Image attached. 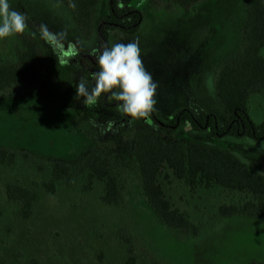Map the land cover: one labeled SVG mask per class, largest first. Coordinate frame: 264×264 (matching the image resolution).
<instances>
[{
	"label": "rangeland",
	"instance_id": "1",
	"mask_svg": "<svg viewBox=\"0 0 264 264\" xmlns=\"http://www.w3.org/2000/svg\"><path fill=\"white\" fill-rule=\"evenodd\" d=\"M109 0L95 10L90 38L80 31L73 13L55 0H9L12 8L28 16L23 35L34 39L45 57V71L36 84L0 95V148L23 151L41 163L75 166L99 152L111 159L121 181L123 202H102L103 185L84 192L86 180L76 187L58 184L54 194L42 185L50 178L31 164L19 161L0 172V264H264V219L246 216L219 217L222 205L244 199L218 186L190 189L169 169L159 182L173 210L187 215L200 231L186 235L160 222L143 192L134 139L154 121L164 126L185 109L216 117L225 112L216 98L219 69L240 46L244 12L238 0H197L187 6L173 0H132L141 14L135 34L113 29L107 43L98 25L109 16ZM43 23L53 32L66 31L69 40L83 41L80 54L60 64L53 49L39 34ZM35 33V35H33ZM138 41L144 66L158 84L155 120L121 123L118 105L106 106L102 98L94 107L76 99L80 77L92 87L84 63L95 57L91 48ZM19 35L0 40V62L16 59ZM260 55L264 57V47ZM115 101L110 97V102ZM118 102V101H115ZM249 116L255 125L264 121V94L249 99ZM111 122V129L109 123ZM151 130V129H150ZM154 132L160 133L159 128ZM162 140L196 143L219 148L236 156L251 171L264 177V140L214 137L208 132L180 126ZM167 176V178H166ZM39 194L30 218L21 215L22 205L9 202L6 186L17 184ZM131 243L129 253L126 243Z\"/></svg>",
	"mask_w": 264,
	"mask_h": 264
},
{
	"label": "trees",
	"instance_id": "2",
	"mask_svg": "<svg viewBox=\"0 0 264 264\" xmlns=\"http://www.w3.org/2000/svg\"><path fill=\"white\" fill-rule=\"evenodd\" d=\"M68 8L86 38H90L95 25V10L101 0H71L75 9L69 7L70 0H55ZM113 13L108 20L123 27V32L135 34L141 23V14L124 16L119 0H111ZM132 0L123 6L131 10ZM187 6L197 0H173ZM242 3L244 19L240 46L219 69L215 82L216 98L225 112V119L219 124L215 116L200 110L185 109L161 126L157 120L152 128L141 129L134 139V154L140 165L143 192L149 207L161 223L181 231L186 235H198L199 227L192 224L186 214L173 210L172 204L165 199L159 176L162 169L171 170L178 180L184 181L190 189L218 186L223 190L236 192L243 201L237 205L219 207V217L246 216L264 219V177L251 171L236 156L219 148L196 143H170L162 140L161 135L169 134L180 126L193 131L208 132L214 137L250 138L264 140V121L255 125L249 116V99L252 95L264 94V57L260 55L264 47V0H238ZM136 23V26L132 24ZM127 27V28H126ZM109 26H100L101 40L107 43L111 31ZM21 45L16 47V59L0 62V95L36 84L45 71V57L38 43L29 36L19 35ZM155 120L152 113L149 117ZM129 123V121H125ZM124 126V124H123ZM159 128L160 133L154 132ZM19 161L31 164L42 174L46 171L50 178L42 185L49 194H54L58 184L68 188L76 187L79 180L85 179L82 190L93 191L95 183L105 188L102 202L118 205L123 201L121 181L110 158L93 152L75 166L60 162L41 163L27 152L10 151L0 148V172L4 167H14ZM46 170V171H45ZM167 178V176H166ZM9 202L22 205L24 219L31 217L34 204L38 201L37 191L29 190L19 183L6 186ZM129 253L131 243H126ZM25 264H40L32 259ZM249 264H263L251 262Z\"/></svg>",
	"mask_w": 264,
	"mask_h": 264
},
{
	"label": "clouds",
	"instance_id": "3",
	"mask_svg": "<svg viewBox=\"0 0 264 264\" xmlns=\"http://www.w3.org/2000/svg\"><path fill=\"white\" fill-rule=\"evenodd\" d=\"M69 7L75 9L71 0ZM28 19L25 13L12 8L9 0H0V40L24 34ZM38 30L40 38L53 49L58 63L67 64L80 54L84 42L69 40L66 31L53 32L43 23ZM89 55L95 57L98 65V71L91 74L94 85L89 87L88 80L80 77L76 99H82L83 105L91 108L103 95L110 94L119 102L118 111L132 121L149 118L156 110L158 84L144 66L138 41L91 48Z\"/></svg>",
	"mask_w": 264,
	"mask_h": 264
},
{
	"label": "flooded vegetation",
	"instance_id": "4",
	"mask_svg": "<svg viewBox=\"0 0 264 264\" xmlns=\"http://www.w3.org/2000/svg\"><path fill=\"white\" fill-rule=\"evenodd\" d=\"M126 2H127V0H119L120 8H121L123 11H125V14H123L124 16H128V15H131L132 13H138V12H139V11H138L136 8H134L133 6H131V7H132L131 10L126 9V8L123 6V4L126 3ZM111 5H112V1L109 0V2H108V6H107L108 11H109V14H111V13L114 12V10H113L112 8L110 9V6H111ZM139 13H140V12H139ZM107 18H108V17H107ZM141 21H142V18H141V16H140V19L138 20V23H141ZM101 25H102L103 27H104V26H109V27H113V28H115V29L124 30V28H123V27H120L116 22H112V21L106 19V20H103L102 23H100V24L98 25V31H99L100 37H101V33H100V26H101ZM132 26H133V27L136 26V23L132 24ZM126 28H127V27H126ZM81 64H82V68H83V71H84V72H90V73L92 74L93 72L98 71V65H97L95 59H92L91 62H88V63H84V61L82 60V63H81ZM93 85H94V81H92V86H93ZM110 97H111L110 94H105V95H103V96L101 97L102 100H103V103H104L106 106H116V105L119 104V102H115V101L110 102ZM130 119H131L130 117L124 116L123 119H122V121H121V123L124 124L125 121H130Z\"/></svg>",
	"mask_w": 264,
	"mask_h": 264
}]
</instances>
